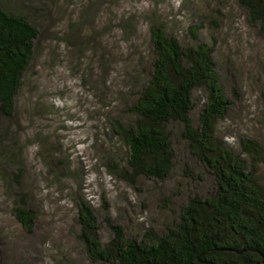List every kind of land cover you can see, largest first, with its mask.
Here are the masks:
<instances>
[{
	"label": "trees",
	"instance_id": "trees-1",
	"mask_svg": "<svg viewBox=\"0 0 264 264\" xmlns=\"http://www.w3.org/2000/svg\"><path fill=\"white\" fill-rule=\"evenodd\" d=\"M60 1L20 0L7 5L0 0V180L9 185L5 193L18 198L12 215L22 229L32 233L37 216L19 180L24 165L19 166L22 153L14 140L20 128L17 101L37 43L47 37L63 41L81 60H88L89 71L97 72L92 88L103 98V136L124 148L109 147L108 173L134 186L137 180L164 184L181 160L184 186L192 190L175 208L163 192L159 207L169 215L167 220L159 225L153 221L136 234L126 233L107 216L100 221L81 199L76 203L77 239L89 264H264V183L257 171L264 150L256 140H239L241 156L217 136L218 123L228 116L232 103L217 70L214 48L200 39L202 24L188 26L185 39L179 41L149 10L143 18L147 34L141 52L133 43L140 16L120 7V12L113 10L119 0H80L66 15L64 39L51 37ZM233 1L264 37V0ZM100 16H107L111 25L95 28L91 22ZM116 30L122 32L119 43L112 42ZM123 47L127 57L137 53L136 59L123 60ZM26 111L33 113L35 106L28 102ZM33 139L42 150L46 147L42 136ZM119 152L124 156L118 157ZM184 158L209 176L210 189L205 193L196 187L204 180L203 173L193 178ZM52 165L57 178L66 171L61 160ZM101 222L110 233L106 240L100 237ZM0 264H8L1 238Z\"/></svg>",
	"mask_w": 264,
	"mask_h": 264
},
{
	"label": "rangeland",
	"instance_id": "rangeland-1",
	"mask_svg": "<svg viewBox=\"0 0 264 264\" xmlns=\"http://www.w3.org/2000/svg\"><path fill=\"white\" fill-rule=\"evenodd\" d=\"M1 1L7 5L20 3V0ZM119 1L113 10L118 12L120 7L124 12L130 10V14L141 17L138 18L141 22L138 24L139 35L133 42L141 52L146 48L144 37L147 34L143 18L150 15L149 10L156 12L168 33L179 41L185 39L188 26L202 24L200 39L214 48L217 70L232 103L228 116L218 123L217 136L241 156L244 154L239 149V140H256L264 150V37L248 23L246 13L235 1ZM79 3L80 0H61L57 4L55 20L58 21L51 29V37L64 39L66 15ZM100 19L90 22L95 28L99 24L111 25L107 16H100ZM121 34L117 31L112 42L119 43ZM123 50V60L136 59L137 53L130 58L127 49L123 47ZM128 52H133V48ZM120 56L119 67L123 63ZM88 66V60H81L63 41L46 37L37 43L25 86L17 101L20 128L14 137L18 140L17 149L22 153L19 166L24 165L19 180L27 191L23 193H29L28 203L36 213L37 222L30 234L22 229L12 215L18 198L15 194H11L14 198L9 197L5 193L8 183L0 180V238L3 258L8 264H89L77 239L76 203L81 199L92 207L100 221L107 216L126 233L136 234L151 226L153 221L159 225L167 220L169 215L159 207L163 192L175 203L173 208L186 199L188 192L192 194V190L188 191L184 186L181 160L164 184L137 180L134 186L108 173L105 158L110 155L109 147L118 151H124V148L115 139L109 141L103 136L104 123L100 118L103 98L101 100L92 88L97 72L89 71ZM30 86H33L32 93H29ZM28 102L35 106L33 113L26 111ZM35 135L42 136L46 142L43 150L33 141ZM2 143L7 144L8 140ZM117 156L122 157L124 153ZM57 160L66 166V171L58 178L52 174L51 167ZM183 161L191 168L189 172L193 178L197 179L198 174L203 173L204 180L196 183L199 192L209 190V176L188 158ZM257 171L264 183V156ZM177 189L180 192L173 195ZM100 227L101 239H108V227L103 222Z\"/></svg>",
	"mask_w": 264,
	"mask_h": 264
}]
</instances>
